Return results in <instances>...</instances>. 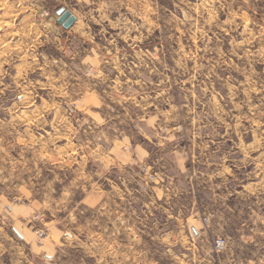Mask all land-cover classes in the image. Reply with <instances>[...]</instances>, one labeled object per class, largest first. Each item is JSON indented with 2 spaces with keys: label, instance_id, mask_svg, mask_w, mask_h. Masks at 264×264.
<instances>
[{
  "label": "rangeland",
  "instance_id": "1",
  "mask_svg": "<svg viewBox=\"0 0 264 264\" xmlns=\"http://www.w3.org/2000/svg\"><path fill=\"white\" fill-rule=\"evenodd\" d=\"M0 194L52 264H264V0H0Z\"/></svg>",
  "mask_w": 264,
  "mask_h": 264
},
{
  "label": "crops",
  "instance_id": "2",
  "mask_svg": "<svg viewBox=\"0 0 264 264\" xmlns=\"http://www.w3.org/2000/svg\"><path fill=\"white\" fill-rule=\"evenodd\" d=\"M59 24L64 29L72 25L64 27ZM32 209V204L14 203L11 198L0 194V264H52L50 260L61 239V231L54 227L52 238L37 243L33 237L32 221L35 213L31 214ZM194 232L197 233V230Z\"/></svg>",
  "mask_w": 264,
  "mask_h": 264
},
{
  "label": "built area",
  "instance_id": "3",
  "mask_svg": "<svg viewBox=\"0 0 264 264\" xmlns=\"http://www.w3.org/2000/svg\"><path fill=\"white\" fill-rule=\"evenodd\" d=\"M33 232L35 234V238L38 242H40L46 235H47V230L45 227H34L33 228ZM225 239L222 238V237H217L215 240H214V246L216 248H222L224 247V244H225Z\"/></svg>",
  "mask_w": 264,
  "mask_h": 264
},
{
  "label": "water",
  "instance_id": "4",
  "mask_svg": "<svg viewBox=\"0 0 264 264\" xmlns=\"http://www.w3.org/2000/svg\"><path fill=\"white\" fill-rule=\"evenodd\" d=\"M58 14L57 21L64 27H69L75 20L74 14L69 9L61 8Z\"/></svg>",
  "mask_w": 264,
  "mask_h": 264
}]
</instances>
